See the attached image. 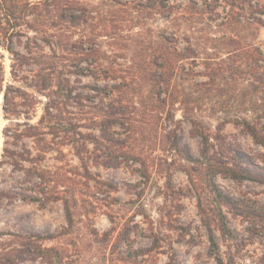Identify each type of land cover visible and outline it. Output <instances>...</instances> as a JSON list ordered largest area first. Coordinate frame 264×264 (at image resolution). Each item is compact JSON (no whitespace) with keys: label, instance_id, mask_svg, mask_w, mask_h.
<instances>
[{"label":"rangeland","instance_id":"rangeland-1","mask_svg":"<svg viewBox=\"0 0 264 264\" xmlns=\"http://www.w3.org/2000/svg\"><path fill=\"white\" fill-rule=\"evenodd\" d=\"M44 1L29 0L31 26L21 25L8 43L26 61L16 73L14 55L0 44V240L24 250L17 264H218L208 224L224 259L264 264V177L215 175L233 200L223 205L205 166L167 139L176 130L180 145L201 159L192 118L212 134L223 123L226 143L264 165V146L230 121L250 114L251 99L264 103V85L254 80L264 64L256 61L264 50L256 1L62 0L49 4L48 15ZM166 50L171 79L154 84L149 75L161 72ZM50 78L51 87L35 88ZM59 82L70 96L58 92ZM8 87L19 104L9 102L5 113ZM47 103L51 113L42 119ZM22 130L41 135L12 137ZM7 140L27 159L4 158ZM210 142L211 153L220 151ZM37 170L60 199L41 200L35 178L27 181ZM221 213L230 233L221 230ZM36 233L55 235L37 259Z\"/></svg>","mask_w":264,"mask_h":264},{"label":"trees","instance_id":"trees-1","mask_svg":"<svg viewBox=\"0 0 264 264\" xmlns=\"http://www.w3.org/2000/svg\"><path fill=\"white\" fill-rule=\"evenodd\" d=\"M62 0H45L44 1V7L47 11L46 15L51 13V10H49V4H54L59 7V2ZM245 3L249 6H252L253 0H244ZM257 4V10L261 15H264V1L261 0H255ZM43 3V2H42ZM36 4H31L29 0H0V44L5 43L6 47L12 52L14 55L12 62V71L16 73L17 66L21 65L22 63H25L26 61L24 58H20L17 56L16 52L13 50V48L8 44L12 42L13 37L16 36L19 33V27L23 25L24 23L27 24V26H31V22L27 19V16L31 15L33 12H29V9L31 7H35ZM262 20H260V23ZM168 39V38H166ZM231 41L234 40V38H229ZM170 52H163L161 54L162 62L160 64L161 72L159 73H151L149 75V81L154 82V84H158L160 82L166 81L165 83L169 84V81L171 79V73H170V66L172 65L173 60L171 59ZM258 57L256 58V61L262 60L264 63V50L260 47L257 50ZM16 55V56H15ZM260 68L262 70H257L254 73V80L257 83H261L264 85V64H260ZM5 80V72H4V66L2 63H0V90L3 88V81ZM53 79L50 78L44 81L42 84H35V88L38 91H43L49 87L52 86ZM253 84V83H252ZM257 88V84H253ZM58 92L63 96H70L69 88L67 90V93L65 92V86L62 84V82L58 83ZM19 94L11 96L9 94V87L5 91L4 94V101H5V113H9L11 111L10 108L7 107L9 102H12L15 106H17V103H13L14 101H11L12 98L18 97ZM264 100V96H263ZM252 101V104H248V107L246 108L247 113H250L246 116H242L240 118H236L234 120H230L235 122L236 125H240L243 127V129L259 144L264 146V124H262L261 120L262 117H264V103L257 104L256 100H250ZM168 100L164 99L163 103H167ZM257 106H256V105ZM50 103H47L45 105L44 109V115L42 116V119L45 118V115H50ZM263 108L259 111V108ZM16 111V110H14ZM18 114H21L20 110H17ZM195 134L201 138L202 148H201V159L195 158L192 153L187 150L186 148L182 147L180 145V140L177 135L176 130H169L167 131V139H168V145L170 149H175L183 152L184 156L192 161H200L206 168V171L209 175V184L212 192L214 193L215 198L218 202H220L223 205L231 206L233 205V200L230 196L226 195L214 182L213 177L217 174H223L230 176L233 179L236 180H245V179H251V180H262L264 177V165L255 164L248 154H246L243 150L233 147L231 144L226 143L224 136L222 134L223 129V123L219 124L216 127V131L212 134L206 131L205 127L202 124V121L193 117L191 120ZM37 136L41 135V132L36 133H26L23 130L15 132L14 136L16 139L22 137V136ZM214 138L218 145L220 146V151H215L214 153H211L212 143L210 142V138ZM42 139V138H41ZM9 141H6V145L3 148V157H8L11 159V163H17V156L21 157V154H17L14 150L10 149L8 146ZM77 153L79 154L80 159L83 162V165L86 170H88L87 163L84 160V157L81 154V150H77ZM19 159V158H18ZM21 159H27L26 157H21ZM28 170V169H26ZM36 170V169H35ZM30 172V170H28ZM29 179L27 181H33L34 182V189L41 193L43 199L38 198L36 196L33 197H25L23 198L30 199V200H42L44 203H47L49 201L60 199L59 196L54 192L52 189H50L46 183L50 181V179L47 176V172L44 170H37L33 173L29 174ZM5 196V192L0 188V202L1 197ZM66 205V215L68 219V223L70 226L73 225V212L71 210V206L69 205V201L65 200ZM219 225L221 227V230L224 232H229L230 229L227 223V220L224 216V214H220V217L218 219ZM208 229L210 230V241H211V247L214 253V257L218 264H236L233 259H224L223 256L220 253L219 246L216 242L215 236L211 230V225H207ZM69 228H66V231L68 232ZM65 233V231H64ZM1 237V235H0ZM33 245H34V257L35 259L39 257H45V251L47 248L42 247V242L45 240H49L55 237L53 234H42V233H36L33 234ZM24 250H20V248H14L12 250L7 249L6 243L0 240V264H17L16 260L19 258L20 252H23ZM30 251V250H29Z\"/></svg>","mask_w":264,"mask_h":264}]
</instances>
